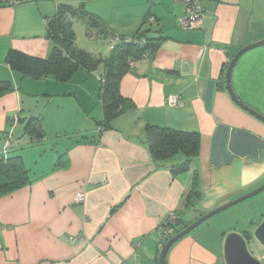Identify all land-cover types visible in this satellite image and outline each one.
Returning <instances> with one entry per match:
<instances>
[{
	"label": "crops",
	"instance_id": "1",
	"mask_svg": "<svg viewBox=\"0 0 264 264\" xmlns=\"http://www.w3.org/2000/svg\"><path fill=\"white\" fill-rule=\"evenodd\" d=\"M114 3L115 9H132L123 25L103 17ZM201 3L203 18L189 31L179 27L184 10L174 0H19L0 6V80L16 89L0 98V152L21 156L33 180L0 197V264H158V228L169 213L189 225L264 184V124L237 107L221 84L233 55L264 38V0ZM60 5L82 6L115 37H131L124 33L131 23L135 31L152 25L147 36L163 38L152 57L136 60L121 79L119 93L129 106L110 129L99 128L102 67L99 74L78 70L57 83L23 77L4 61L9 50L46 58V20ZM96 37L106 40L98 52L105 58L115 42ZM230 82L237 98L264 116V47L239 59ZM171 95L180 105L166 104ZM29 119H39L45 134L32 145L24 131ZM148 125L199 134L191 170L172 174L184 162L181 155L153 162L145 143ZM51 135L53 141H46ZM52 146H60L61 154ZM194 172L199 198L187 205ZM77 193L84 194L82 204L73 203ZM263 220L264 192L179 240L165 264H225L224 241L231 233L243 237L264 264V248L253 236Z\"/></svg>",
	"mask_w": 264,
	"mask_h": 264
},
{
	"label": "trees",
	"instance_id": "2",
	"mask_svg": "<svg viewBox=\"0 0 264 264\" xmlns=\"http://www.w3.org/2000/svg\"><path fill=\"white\" fill-rule=\"evenodd\" d=\"M78 20L84 21L87 29L93 28L99 30L97 33L100 35L111 36L115 44L107 57L90 53L77 44L73 27L74 22ZM145 24L146 20L142 25ZM46 31L47 40L50 43V51L46 58H34L15 50H9L4 59L5 63L23 77L32 80L50 77L57 83L70 81L78 70L93 74L99 67H102V74L98 77L100 83L98 96L103 111V120L99 128L103 131L110 129L111 122L128 109L129 104L119 93V84L129 71L130 63L144 56L152 57L163 39L149 38L147 35L151 30L141 28L129 38L112 36L98 16L88 13L82 6L73 8L69 5H60L57 12L46 20ZM221 84H224L223 80ZM15 90L10 81L0 80V98ZM24 131L29 137V145L45 136L39 119H29ZM199 141L200 137L196 132H184L153 125H148L145 129V143L153 162L164 161L177 155L184 157L183 163L172 168L173 175L191 170L193 160L199 153ZM32 182L29 170L24 165L21 156H8L5 151L0 152V197L10 195ZM198 198V178L194 172L192 189L187 196V205H190L193 199ZM119 206L113 209V212ZM172 214L176 216V221L171 226L174 235L188 224H181L178 222L177 214L174 212ZM165 222L159 227L163 228ZM172 236L161 242L159 250Z\"/></svg>",
	"mask_w": 264,
	"mask_h": 264
},
{
	"label": "water",
	"instance_id": "3",
	"mask_svg": "<svg viewBox=\"0 0 264 264\" xmlns=\"http://www.w3.org/2000/svg\"><path fill=\"white\" fill-rule=\"evenodd\" d=\"M264 45V38L248 44L241 49H239L233 57L230 59L225 74H224V85L225 89L231 99V101L239 107L241 110L258 120L259 122L264 124V116L259 114L258 112L252 110L245 104H243L235 95L232 87H231V73L239 59L248 51L253 50L255 48L261 47ZM264 192V184L257 187L256 189L239 196L226 204L200 216L194 222L190 223L181 231L175 233L162 247L158 255V264H165V258L170 250V248L177 243L179 240L190 234L192 231L197 229L199 226L210 220L211 218L215 217L216 215L227 211L230 208H233L245 201H248L257 195ZM254 238L263 246L264 248V220L257 226L253 233ZM224 260L225 264H262L258 259L254 258L249 251L247 250V242L246 240L241 237L239 234L231 233L226 236L224 241Z\"/></svg>",
	"mask_w": 264,
	"mask_h": 264
},
{
	"label": "rangeland",
	"instance_id": "4",
	"mask_svg": "<svg viewBox=\"0 0 264 264\" xmlns=\"http://www.w3.org/2000/svg\"><path fill=\"white\" fill-rule=\"evenodd\" d=\"M115 6H116L115 3L110 5L106 9V11L104 12L103 17H105L106 21H111V23H113L114 26H117V23L123 25L122 22H125V17H128V16L131 17L132 9L129 7H126V6H125V8H119V6H117V8L115 9ZM151 26L152 25L147 24L144 26L143 29H147V28L152 29ZM73 28H74V32H75L76 42L81 47H83L84 49H88L89 51H91L93 54L95 53L96 55H98V52L103 53V51H105L104 46L106 44V40H104L103 38L97 39V37H96L97 32H99V30H95L93 28L87 29L86 23L84 21H80V20L74 22ZM124 29H125L124 33H129V34H126V36L128 37V36L133 35V34H131V31H135L136 27L135 26L133 27V24H131V23L130 24L125 23ZM107 30L109 32L112 31L113 33H115L114 30L111 29V27L107 28ZM88 32H89V34H87ZM263 47H264V45L261 47L255 48L253 50H250L247 53L252 52L254 50H258V49L263 48ZM96 73L99 74V71ZM53 137H54V135H51L50 137L48 136L46 141L51 142ZM49 139H50V141H49ZM65 141L66 140H63V142H65ZM53 149H54V151H57V152L59 151V153L61 154V152H60L61 147L60 146H57V147L54 146Z\"/></svg>",
	"mask_w": 264,
	"mask_h": 264
},
{
	"label": "built area",
	"instance_id": "5",
	"mask_svg": "<svg viewBox=\"0 0 264 264\" xmlns=\"http://www.w3.org/2000/svg\"><path fill=\"white\" fill-rule=\"evenodd\" d=\"M183 7L184 14L179 20V27L183 31H189L195 29V26L203 18V6L201 0H174ZM19 3V0H0V5L5 6H15ZM133 63H130L132 65ZM166 104L168 106H178L180 105V99L176 95L168 96L166 99ZM84 194L77 193L73 197V203L82 204L84 202ZM176 221V216L174 214H169L167 216V221L163 228H158L159 234V247L161 242L173 235L172 225Z\"/></svg>",
	"mask_w": 264,
	"mask_h": 264
}]
</instances>
